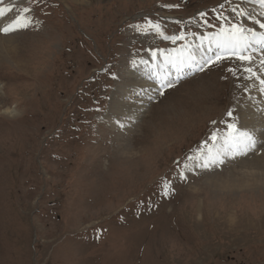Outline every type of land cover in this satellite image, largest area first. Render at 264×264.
I'll use <instances>...</instances> for the list:
<instances>
[{
	"label": "rangeland",
	"instance_id": "obj_1",
	"mask_svg": "<svg viewBox=\"0 0 264 264\" xmlns=\"http://www.w3.org/2000/svg\"><path fill=\"white\" fill-rule=\"evenodd\" d=\"M238 7L264 21L260 0H2L6 21L29 8L32 24L0 34L21 61L0 54V110L22 113L0 116V264H264V182L247 179L256 169L238 165L264 147L178 178L188 157L228 137V123L240 127L249 97L261 95L250 88L258 81L227 72L242 69L239 61L186 75L163 97L152 90L124 129L104 117L132 61L179 45L183 58L198 55L205 35L234 21L258 32L252 18L232 11ZM148 21L160 29L137 30ZM201 34L204 41L195 40ZM256 49L248 53L253 68ZM146 64L153 85L165 69ZM109 66L118 80L105 72ZM136 92L119 97L138 104L144 95ZM261 115L253 135L264 142ZM233 177L246 184L220 188L210 180ZM165 180L174 182L168 197Z\"/></svg>",
	"mask_w": 264,
	"mask_h": 264
},
{
	"label": "snow or ice",
	"instance_id": "obj_2",
	"mask_svg": "<svg viewBox=\"0 0 264 264\" xmlns=\"http://www.w3.org/2000/svg\"><path fill=\"white\" fill-rule=\"evenodd\" d=\"M35 3H39L40 0H34ZM2 3V0H0ZM260 3L264 5V0H260ZM170 7L178 5H169ZM221 8L224 7V4L220 5ZM8 12L13 11V9H7ZM215 11V9L213 10ZM232 11L237 13L240 16H245L253 19V25H258L260 29H264V21L252 17V13L245 14L244 11L239 10L238 8H233ZM24 15H17L14 19L9 21L3 27H0V34L5 36L17 33L23 28L28 27L32 24V20L28 19V13L31 12V9L25 8L23 10ZM207 16V13L201 12L200 17L203 19ZM217 19H226L223 17V14L220 13L216 17ZM6 19V10L0 8V20ZM205 25L211 26L206 19H203ZM160 29L158 23L148 21V27L146 29H140L137 26L138 31H143L145 34L149 31H156ZM157 34H160L157 32ZM222 34L226 38L217 44V51L214 55L208 56L207 58H201L197 61L194 55H189L186 60L181 61L182 64H186L189 70L195 69L198 72H205L206 70H211L219 64H222L225 59L235 58L242 65V69H233L228 68L227 72L230 73L233 77L237 79H255L262 86L261 91H264V57H261L260 64L257 68H253L252 65L255 64V60L252 55L245 54L250 47V41H256L264 48V32H257L253 28H245L242 24L237 22H232L228 29H222ZM167 38V37H165ZM173 40L184 39L183 36L172 37ZM211 51V49H209ZM155 55V53H153ZM137 61H132L131 66L135 68L137 66ZM139 63H146L145 61H140ZM183 71V68L177 66V76L175 79H161L159 77H153L158 82L156 87V95L163 97L167 94L168 91L174 90L178 83L181 82L179 73ZM240 71H242L245 76H240ZM105 72L110 76L112 80H118L119 76L116 72L111 71V66L105 69ZM227 79V77H225ZM137 95H143V92H137ZM151 99V98H150ZM100 111V109H96ZM228 117L233 118L234 112L229 110L227 112ZM130 117L128 116H119L114 117V124L120 128L124 129L127 127ZM227 130L229 136L225 138V143L228 145L226 149L218 150L213 152L212 149H209L208 152L201 154L200 156H190L188 161L190 163L184 166V172L178 174V178L181 180H186L187 175L196 169H209L218 166L224 165L226 162L237 157H243L249 155L251 152H254L258 146L264 147V142L259 141L252 133L243 132V141H241L236 134L238 132L237 126L234 123L227 124ZM218 138L215 134L212 135L211 140L216 141ZM175 191L174 182L171 180H165L162 182L161 195L168 197L171 196Z\"/></svg>",
	"mask_w": 264,
	"mask_h": 264
},
{
	"label": "bare ground",
	"instance_id": "obj_3",
	"mask_svg": "<svg viewBox=\"0 0 264 264\" xmlns=\"http://www.w3.org/2000/svg\"><path fill=\"white\" fill-rule=\"evenodd\" d=\"M75 1L84 2L86 0H75ZM8 22L9 21H6V19L0 20V27H2L1 24H7ZM258 32H264V29L259 28ZM221 33H222V31H220L216 34H213V35H208V36L205 35L206 37L204 39H205V41H207L206 46L200 47V49L202 51L198 55H194L197 61L201 60L202 57L207 58L208 56L214 55L215 51H217V44L219 42H222L226 38V36L224 34H221ZM250 44H251L250 45L251 47L253 46V47H256L258 49V50L257 49L255 50V54H254L256 62H257L256 67H258L260 64V60L257 58V55H260L259 56L260 58L264 57V51H262L261 45L259 43H257L256 41H254V40L250 41ZM181 47L182 46L179 45L176 48L179 49ZM184 47H182V48H184ZM176 48H170L172 50L167 49V50H170L168 53H165L167 50H162V51H165L163 53H161L162 51H158L157 53H155V55H153V52H150V54L146 55V57L142 58L140 61L146 60V63H147L146 66L147 65L151 66V65H154L156 63H160V65L163 67V70L165 69V72L162 73V72L157 71L155 74V77H159L161 79H173V78H175L177 76V66H180L183 68V71L179 73L180 76L182 75L181 77L195 71V69L189 70V68L187 67L186 64L181 63V61L186 60L187 57L183 58V56H181L178 53V50ZM209 49H211V51H209ZM14 50H15V48L10 43L9 37H6V38L1 37L0 38V54L9 53V54H12L11 57L13 59L16 57L19 60L18 56H20V55L18 54V52L16 50L13 53ZM180 52H181V50H180ZM19 62H21V61L19 60ZM19 62H17V63H19ZM139 62L137 63V67H139V68H136V67L132 68L131 71L130 72L128 71L126 74L127 77L129 78V80L127 81L128 83L126 82V84H128V85L127 86H125L126 84L122 85L120 82L117 84V86L114 90L115 97L109 102L108 109H107L106 113L104 114V117L109 118L111 120V123H113V118L118 117L119 114L122 116L130 117V119L132 121H134L135 119L140 117V115L143 113V109H145L146 99L150 98L149 95H153L155 93L152 90L156 89V87L158 86V82L157 81L154 82L153 85L152 84L149 85L146 82V78L144 77V74H145V71H147V70H144L142 67L143 63H139ZM143 66H145V64ZM129 85H130V87H129ZM257 85L255 83H251L250 88H253L255 90L257 89V90H259L258 92H260L262 86L260 84H257ZM148 88H150V89H148ZM132 90L133 91L135 90V92L138 90H141L144 93L143 94L144 100L138 104L131 103L130 105H127V102H122V100L120 99L119 96H125L126 94L129 95L130 92L131 93L133 92ZM144 90H145V92H144ZM258 96H259L258 99H253L250 96L249 101L244 105V111L242 112V114H243V117H245L244 118L245 120H244V122H242L240 127L238 126L239 127L238 135L241 137H243L242 133L245 131L253 134V130L256 127L254 125L259 124V120L263 117L262 115L261 116H259V115L264 113V91H261V95H258ZM258 117H259V119H258ZM227 147H228V145L225 143V139L222 138V139H219L216 144L214 143L210 148H208V150L212 149V151L215 152L218 150L226 149ZM208 150L205 152H208ZM238 165H240L244 168L256 169V171L254 170L253 172H249L245 175L246 178L248 177L247 179L250 178V174H251L253 176L255 175L254 177H256V178H259L260 179L259 181L264 182V152L257 157H251L250 159L245 158L243 161H241V162L239 161ZM221 178H222V176H221ZM210 180L212 182V185H214L216 187H220V188L224 187V188H230V189H232V188L239 189L244 184H246V183H242V181H240V179H237L234 177L231 178L230 180H228V179L225 181L220 180V182L217 180L214 181L213 179H210ZM249 184H251V183H249ZM247 188H248V186H247Z\"/></svg>",
	"mask_w": 264,
	"mask_h": 264
},
{
	"label": "clouds",
	"instance_id": "obj_4",
	"mask_svg": "<svg viewBox=\"0 0 264 264\" xmlns=\"http://www.w3.org/2000/svg\"><path fill=\"white\" fill-rule=\"evenodd\" d=\"M22 113L18 110H14L13 108H5L0 110V116H6L9 119L18 118Z\"/></svg>",
	"mask_w": 264,
	"mask_h": 264
}]
</instances>
